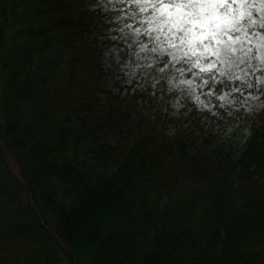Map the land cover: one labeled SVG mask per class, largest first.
Listing matches in <instances>:
<instances>
[{"label":"trees","instance_id":"trees-1","mask_svg":"<svg viewBox=\"0 0 264 264\" xmlns=\"http://www.w3.org/2000/svg\"><path fill=\"white\" fill-rule=\"evenodd\" d=\"M99 1L0 0V264H264V101L252 114L215 98L213 109L198 106L166 79L182 74L218 91L232 83L198 60L155 56L132 92L102 106L100 53L122 47V27L136 18L144 41L173 39L140 19L155 0L108 12ZM247 12L255 23L245 15L241 30L261 29L264 17ZM57 52L65 64L50 63ZM245 60L232 68L233 85L255 75ZM75 106L104 124L134 112L138 129L125 147L81 139ZM81 149L116 168L81 179L70 168Z\"/></svg>","mask_w":264,"mask_h":264},{"label":"rangeland","instance_id":"rangeland-1","mask_svg":"<svg viewBox=\"0 0 264 264\" xmlns=\"http://www.w3.org/2000/svg\"><path fill=\"white\" fill-rule=\"evenodd\" d=\"M124 2L125 0H100L95 7L102 12L114 11L120 9ZM154 2L149 3L145 7V11H141L142 8H139L141 20L149 22V19L154 20V15H158L151 7ZM236 6L238 7L239 4ZM251 8L255 10L257 15L264 17V0H257ZM144 13L146 16L143 15ZM135 19L133 18L131 23L117 32L116 37L122 43L121 48L112 45L100 53L99 68L101 75L98 83L102 106L106 108L108 106L110 110L112 105L118 102L116 100L118 95L123 97L125 94L132 92L139 82L141 69L153 65L155 56H160L165 57L172 64L198 60L204 68L216 69L217 73L221 74L226 81L232 83V86L228 88L221 87L218 91L213 87L197 83L193 77L182 74H172L166 79L168 88L184 91L198 106L213 109L214 101L212 99L215 98L219 107L227 112L243 109L245 112L252 114L261 109L264 101V26L261 29H253L251 32L242 29L239 33L225 36L226 40L232 41L235 51L234 63L228 65L212 55L210 47L206 52L199 48L193 52L188 46L181 45L176 40H170L163 44L155 41L150 44L139 36V25L135 24ZM173 43L177 46L173 47ZM51 57L50 63L52 65H63L68 61L67 54L64 52H57ZM248 57L254 61V66L257 67L255 75L250 74L248 83L245 85H233L235 81L232 71L233 66L247 63L245 58ZM171 109L172 114L175 115L179 109V103L173 101ZM114 114L115 116H113ZM118 115L119 112L112 113V117L104 124V121L94 116L93 112H81L78 110V106H75L70 112L71 126L75 134L81 139L93 138L99 144L125 147L132 140L133 129L138 127V117L135 116L134 112L126 117H119ZM3 157L11 173L21 179L11 154L4 150ZM78 158L79 162L71 163L70 168L72 174L80 175L81 179H95L99 174L110 173L116 168L110 161L102 163L94 159L85 149L79 151ZM59 197L57 195L56 198L59 199Z\"/></svg>","mask_w":264,"mask_h":264},{"label":"snow or ice","instance_id":"snow-or-ice-1","mask_svg":"<svg viewBox=\"0 0 264 264\" xmlns=\"http://www.w3.org/2000/svg\"><path fill=\"white\" fill-rule=\"evenodd\" d=\"M151 7L158 13L153 19L161 31L167 28L173 40L193 52L198 48L206 52L210 47L211 54L228 65L234 63L235 51L225 36L241 30L245 15L249 26L255 23L247 12L251 7L247 0H155Z\"/></svg>","mask_w":264,"mask_h":264}]
</instances>
